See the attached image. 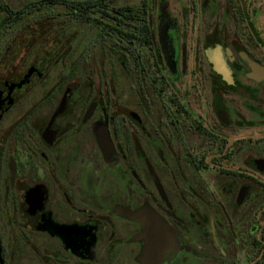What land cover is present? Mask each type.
Segmentation results:
<instances>
[{
	"label": "flooded vegetation",
	"instance_id": "flooded-vegetation-1",
	"mask_svg": "<svg viewBox=\"0 0 264 264\" xmlns=\"http://www.w3.org/2000/svg\"><path fill=\"white\" fill-rule=\"evenodd\" d=\"M260 1L0 0V264H264Z\"/></svg>",
	"mask_w": 264,
	"mask_h": 264
},
{
	"label": "rangeland",
	"instance_id": "rangeland-1",
	"mask_svg": "<svg viewBox=\"0 0 264 264\" xmlns=\"http://www.w3.org/2000/svg\"><path fill=\"white\" fill-rule=\"evenodd\" d=\"M260 3H261V1H260ZM259 27L262 28V30L260 32V37H261V39H262V41L264 43V12L263 11H261V15H260V18H259Z\"/></svg>",
	"mask_w": 264,
	"mask_h": 264
},
{
	"label": "water",
	"instance_id": "water-1",
	"mask_svg": "<svg viewBox=\"0 0 264 264\" xmlns=\"http://www.w3.org/2000/svg\"><path fill=\"white\" fill-rule=\"evenodd\" d=\"M101 149L103 151H105V148L103 146L101 147ZM127 218L130 219V220H132V221L138 222L140 220V215L138 213L137 214H131L130 213V214L127 215ZM149 219H153V218H149Z\"/></svg>",
	"mask_w": 264,
	"mask_h": 264
}]
</instances>
